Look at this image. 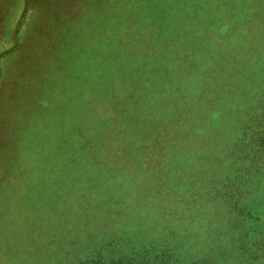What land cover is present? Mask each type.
<instances>
[{
  "label": "rangeland",
  "instance_id": "rangeland-1",
  "mask_svg": "<svg viewBox=\"0 0 264 264\" xmlns=\"http://www.w3.org/2000/svg\"><path fill=\"white\" fill-rule=\"evenodd\" d=\"M111 240L264 259V0H0V264Z\"/></svg>",
  "mask_w": 264,
  "mask_h": 264
},
{
  "label": "trees",
  "instance_id": "trees-1",
  "mask_svg": "<svg viewBox=\"0 0 264 264\" xmlns=\"http://www.w3.org/2000/svg\"><path fill=\"white\" fill-rule=\"evenodd\" d=\"M236 238L238 241L242 243L240 247H248V237L242 236L241 231H235ZM247 238V239H246ZM214 240V239H213ZM248 240V241H247ZM119 242L111 240L108 245L110 248L115 245L113 248V252L108 250L107 259L104 260V256L101 258L93 257L91 264H186L184 261L186 258H180L176 253V247H173L169 243L165 245H161L159 243L148 244L144 247H135L131 246L130 250L123 249L119 244ZM213 241L206 242L204 245L205 255L196 256L193 258L192 264H264V259L260 260L259 255L250 249H242L236 245L235 242L232 244V252L231 250L227 252L228 254H224L222 250H218V244L214 248ZM244 243V245H243ZM216 249V250H215ZM249 252L250 254L255 253L254 257L246 256L243 251ZM100 253V252H98ZM101 254V253H100ZM220 259V260H219ZM223 261V263L221 262ZM249 260V261H248Z\"/></svg>",
  "mask_w": 264,
  "mask_h": 264
}]
</instances>
